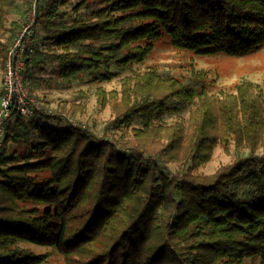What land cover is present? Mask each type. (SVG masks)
Listing matches in <instances>:
<instances>
[{"label":"trees","instance_id":"16d2710c","mask_svg":"<svg viewBox=\"0 0 264 264\" xmlns=\"http://www.w3.org/2000/svg\"><path fill=\"white\" fill-rule=\"evenodd\" d=\"M42 1L47 50L37 41L33 94L50 52L71 85L132 70L163 35L199 54L264 47V0ZM14 3L0 0L4 71L21 23L5 27ZM192 74L191 83L154 68L125 78L133 103L105 128L119 135L98 137L62 114L10 119L0 146V264H47L23 244L53 247L66 264H264V154H255L264 146V87L243 81L217 98L203 71ZM177 107L193 112L185 150L181 126L156 153L137 142L157 135L158 118ZM229 140L251 155L213 175L194 172ZM181 157L187 170L173 173Z\"/></svg>","mask_w":264,"mask_h":264},{"label":"rangeland","instance_id":"374dc122","mask_svg":"<svg viewBox=\"0 0 264 264\" xmlns=\"http://www.w3.org/2000/svg\"><path fill=\"white\" fill-rule=\"evenodd\" d=\"M42 1L43 5L46 4ZM13 6L7 9L5 27L10 28L14 21L23 22L28 10L29 0H14ZM70 13V8L66 7ZM20 23V25H21ZM39 35L37 41L41 42L43 50L44 36L47 34L41 24H37ZM61 53L62 51H56ZM52 58H46L45 64L36 68V74L42 78L38 86L33 87L35 96L41 102L43 111L49 116L62 114L64 120L70 122L72 126L85 128L92 131L96 136H114L115 131H105L106 126L126 110L125 106L133 103L134 97L126 95L127 84L125 78L131 77L135 72H144L154 68L164 78H180L187 83H191L193 70L203 71L210 83V95L221 98V93H236V85L243 81H248L264 87V47L258 51L245 55L229 54H199L192 51H185L175 48L167 36L163 35L155 43L153 52L143 63L134 65L132 70L118 73L110 81L92 82L90 77L84 81H74L67 85L57 77V63ZM116 69V68H115ZM4 70L0 68V92L3 89ZM192 107L173 108L158 118L157 123L162 125V130L157 135L145 136L137 141L149 146V151L162 150L168 143V133L181 126L183 130L184 147L188 144L193 131ZM58 125V123H53ZM60 123L58 126H65ZM134 127L142 128L138 123ZM185 150V149H184ZM182 151V150H181ZM249 148H237L233 140L218 141L213 146L212 155L208 162L201 165L194 172L209 176L218 172L224 167H228L239 159L251 155ZM257 155L264 154V146L260 147ZM183 157L177 162L170 164L171 171L185 172L187 165ZM36 254L43 255L47 264H66L65 257L55 248L50 246H38L33 244H23ZM259 264V263H257Z\"/></svg>","mask_w":264,"mask_h":264},{"label":"built area","instance_id":"2783aa9c","mask_svg":"<svg viewBox=\"0 0 264 264\" xmlns=\"http://www.w3.org/2000/svg\"><path fill=\"white\" fill-rule=\"evenodd\" d=\"M29 1V10L7 53L0 102V146L7 122L16 114L29 119L43 111L41 102L32 93V81L27 73L36 53L41 0Z\"/></svg>","mask_w":264,"mask_h":264}]
</instances>
